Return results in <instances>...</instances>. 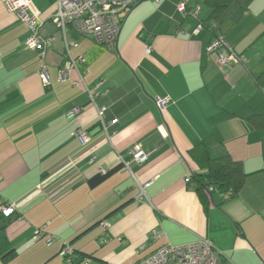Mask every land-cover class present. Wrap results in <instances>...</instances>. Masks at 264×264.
I'll return each mask as SVG.
<instances>
[{
    "label": "crops",
    "instance_id": "1",
    "mask_svg": "<svg viewBox=\"0 0 264 264\" xmlns=\"http://www.w3.org/2000/svg\"><path fill=\"white\" fill-rule=\"evenodd\" d=\"M6 1L0 202L17 212L0 216V251L11 252L0 264H69L64 243L75 251L73 264H137L164 245L202 237L220 264H264V129L250 120L264 116V0H235L220 21L210 18L207 0H186L200 8L197 19L178 10L180 0H144L125 19L115 51L71 29L64 36L52 20L57 0H32L41 36L52 39L44 59L27 47L29 28ZM221 33L245 65H220L208 52ZM65 38L75 42L77 67L62 82ZM90 93L106 109L107 134ZM158 97L169 99L164 110ZM78 128L92 136L88 145L74 135ZM209 138L242 165L245 181L233 198L217 189L210 197L193 183L200 166L192 150Z\"/></svg>",
    "mask_w": 264,
    "mask_h": 264
},
{
    "label": "built area",
    "instance_id": "2",
    "mask_svg": "<svg viewBox=\"0 0 264 264\" xmlns=\"http://www.w3.org/2000/svg\"><path fill=\"white\" fill-rule=\"evenodd\" d=\"M144 0H57L56 12L52 20L56 27L64 33L71 29L76 35L92 39L96 44L102 45L110 51L118 50V38L122 25L133 8ZM6 8L17 16V19L25 23L30 31L26 45L29 49L38 50L40 57L44 59L47 49L52 44V39L43 37L39 28L42 23L41 14L35 7L32 0H7ZM200 8L190 9L186 0H180L178 10L182 13L197 19ZM204 27L199 22L195 32L201 31ZM75 45L72 40H66L67 61L60 70V81L67 80L72 69L77 67V60L72 56L70 48ZM151 48H147V54H150ZM208 52L215 53L218 56L219 64L228 66L230 64L245 65L247 58L232 50L227 39L223 34H218L210 43ZM41 77L48 84L46 66L41 67ZM76 85L79 82H74ZM90 99L97 109L98 121L103 128V133L107 134L108 123L106 122V109L98 107L96 103V94L90 93ZM156 105L160 110H164L168 104V98L158 97L155 99ZM80 108H75L74 113H80ZM116 120L111 124H115ZM74 135L79 142L86 146L92 141V136L81 128H78ZM141 152V146H136L133 153ZM137 161L143 162L146 157L144 154H138ZM128 167V164H127ZM145 186L140 185L141 199L145 196ZM213 187L209 191H213ZM17 212V205L0 202V216L10 217ZM108 226L107 223L103 224ZM158 234L157 232H155ZM45 236V227L35 230L34 239L36 241ZM46 242L51 245L55 242V237L50 236ZM60 255L73 264L75 252L69 243H64ZM85 264H90L86 262ZM137 264H220V257L216 254L213 243L206 237L198 241L185 245H164L155 252L137 262Z\"/></svg>",
    "mask_w": 264,
    "mask_h": 264
},
{
    "label": "trees",
    "instance_id": "3",
    "mask_svg": "<svg viewBox=\"0 0 264 264\" xmlns=\"http://www.w3.org/2000/svg\"><path fill=\"white\" fill-rule=\"evenodd\" d=\"M234 2L235 0H207L211 8L210 18L220 21ZM250 120L255 128L264 129V116L254 115ZM192 153L200 166V172L192 178L199 192L207 195L210 193L209 188L213 187L225 194V197L233 198L239 193L245 181V173L241 163L232 159L222 143L209 138L197 145ZM10 255L9 249L0 251L1 260H7Z\"/></svg>",
    "mask_w": 264,
    "mask_h": 264
},
{
    "label": "water",
    "instance_id": "4",
    "mask_svg": "<svg viewBox=\"0 0 264 264\" xmlns=\"http://www.w3.org/2000/svg\"><path fill=\"white\" fill-rule=\"evenodd\" d=\"M209 195H210V197H212V193H210Z\"/></svg>",
    "mask_w": 264,
    "mask_h": 264
}]
</instances>
